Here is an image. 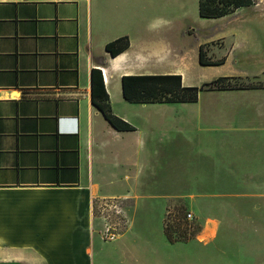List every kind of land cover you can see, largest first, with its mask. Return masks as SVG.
Segmentation results:
<instances>
[{"label":"crops","instance_id":"0c3cea01","mask_svg":"<svg viewBox=\"0 0 264 264\" xmlns=\"http://www.w3.org/2000/svg\"><path fill=\"white\" fill-rule=\"evenodd\" d=\"M173 14V0H0V264H264V88L236 90L249 96L236 104L199 105L203 129L193 138L195 124L183 118L179 133L198 150L185 174L218 214L199 240L170 242L162 228L169 187L158 186L156 172L138 182L162 129L130 122L121 77L180 73L185 83ZM123 35L129 46L112 56L105 44ZM91 68L101 70L112 112L134 130L100 120ZM235 113L254 119L228 120ZM93 188H142L110 241L94 203L115 195Z\"/></svg>","mask_w":264,"mask_h":264},{"label":"rangeland","instance_id":"374dc122","mask_svg":"<svg viewBox=\"0 0 264 264\" xmlns=\"http://www.w3.org/2000/svg\"><path fill=\"white\" fill-rule=\"evenodd\" d=\"M173 4L174 14L171 22L175 29L176 41L183 46L185 53V60L178 64V67L183 71L184 84L199 86L202 82L218 76H236V78L225 79L223 84H237L246 87L202 90L199 92L198 100L191 103H148L143 106L137 103H126L122 107L130 117V122L135 126L151 127L153 125L150 122H152L157 124L154 126L157 128L160 124L162 129V132L159 133L161 142L158 143L160 150L157 155L146 157L145 168L140 171L142 173H139L138 182H149L156 172L159 177L158 186L169 187L163 192L164 195H169V201L162 210V228L167 222L173 223L175 220L181 219V214L192 213L191 219L187 220L189 227L185 235L178 231H171L175 241H188L193 238L199 240L200 230L205 221L211 222L208 218H215L218 214L215 209L207 208L201 201L200 194L203 189L198 186V178H189L185 174L187 167L185 164L189 163L187 160H191L198 150H193L192 144L188 140L184 141L185 138L187 139L186 135L179 133L184 131L182 129L183 118L186 115L187 125L191 122L195 124L191 126L193 138L199 130L203 129L202 126L199 128V123L203 122V119H200L196 112L199 105L236 104L242 99L249 98L247 94H239L236 90L264 88V0H254L252 4L221 17L199 16L197 0H173ZM200 44H204L208 59H222L223 62L217 65L199 64L198 47ZM177 105L189 106V109L183 113L182 109H175L179 108ZM173 116H175V122L178 121L182 124L179 125V129L172 127L174 125ZM229 116L232 117L228 120L236 118L239 123L254 119L247 116L246 113L229 114ZM100 120L109 125L103 116L100 117ZM238 150L244 154L248 153L245 146H240ZM86 162L88 164L87 179L91 181L90 153L88 151ZM101 163L108 166L117 164V162L108 160L101 161ZM117 174L118 172L112 169L106 170V175L110 177H115ZM93 189L97 195L119 197L123 202L128 220L132 215L135 199L142 190V188ZM211 191H213L212 188ZM96 217L98 218V216ZM98 219L97 228L101 230L102 221L100 218ZM210 227L213 228L211 225ZM211 241V238H208L207 243L213 245Z\"/></svg>","mask_w":264,"mask_h":264},{"label":"trees","instance_id":"16d2710c","mask_svg":"<svg viewBox=\"0 0 264 264\" xmlns=\"http://www.w3.org/2000/svg\"><path fill=\"white\" fill-rule=\"evenodd\" d=\"M254 0H197V11L201 17H221L235 12L239 7H245ZM129 46L127 35L117 37L105 44V49L115 56ZM198 62L201 65H217L223 62L210 60L206 57L204 44L198 47ZM227 78L236 76H218L201 85H186L182 82L180 74H126L121 77V89L124 99L132 103H191L196 102L199 92L213 89L246 88L237 84H223ZM251 87V86H249ZM90 97L92 104L99 109L108 123L119 131L134 130L135 127L114 114L108 100V93L105 89L101 70L91 68L90 71ZM181 219L173 223H165L163 232L170 242H174L171 231H178L180 234L187 232L188 221L186 214L180 215Z\"/></svg>","mask_w":264,"mask_h":264},{"label":"built area","instance_id":"2783aa9c","mask_svg":"<svg viewBox=\"0 0 264 264\" xmlns=\"http://www.w3.org/2000/svg\"><path fill=\"white\" fill-rule=\"evenodd\" d=\"M94 213L102 221L100 235L104 241H110L115 238L129 223L123 202L117 196L96 199ZM191 217L192 213L187 212L186 219L190 220Z\"/></svg>","mask_w":264,"mask_h":264},{"label":"bare ground","instance_id":"6f19581e","mask_svg":"<svg viewBox=\"0 0 264 264\" xmlns=\"http://www.w3.org/2000/svg\"><path fill=\"white\" fill-rule=\"evenodd\" d=\"M108 78V77H107Z\"/></svg>","mask_w":264,"mask_h":264}]
</instances>
